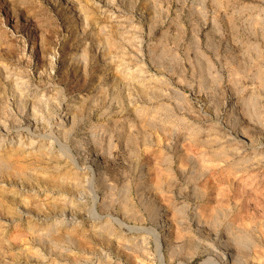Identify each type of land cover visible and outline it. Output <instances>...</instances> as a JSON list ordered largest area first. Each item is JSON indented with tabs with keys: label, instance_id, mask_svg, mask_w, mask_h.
I'll return each mask as SVG.
<instances>
[{
	"label": "rangeland",
	"instance_id": "1",
	"mask_svg": "<svg viewBox=\"0 0 264 264\" xmlns=\"http://www.w3.org/2000/svg\"><path fill=\"white\" fill-rule=\"evenodd\" d=\"M0 206V264H264V0H0Z\"/></svg>",
	"mask_w": 264,
	"mask_h": 264
},
{
	"label": "bare ground",
	"instance_id": "2",
	"mask_svg": "<svg viewBox=\"0 0 264 264\" xmlns=\"http://www.w3.org/2000/svg\"><path fill=\"white\" fill-rule=\"evenodd\" d=\"M8 164V163H7ZM17 173L18 174H23L24 173V170H23V168H20V169H18V171H17ZM3 193V192H2ZM2 202H3V200H2ZM1 207V206H0ZM5 208V207H4ZM1 210V209H0ZM11 212V211H10ZM213 224V223H212ZM231 231V230H230ZM229 231V232H230ZM229 232H228V234H229ZM231 233V232H230Z\"/></svg>",
	"mask_w": 264,
	"mask_h": 264
}]
</instances>
